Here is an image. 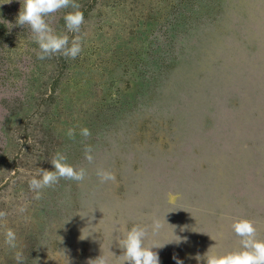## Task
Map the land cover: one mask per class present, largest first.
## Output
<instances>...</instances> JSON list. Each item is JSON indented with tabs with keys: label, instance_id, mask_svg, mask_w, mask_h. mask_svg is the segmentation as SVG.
I'll use <instances>...</instances> for the list:
<instances>
[{
	"label": "rangeland",
	"instance_id": "rangeland-1",
	"mask_svg": "<svg viewBox=\"0 0 264 264\" xmlns=\"http://www.w3.org/2000/svg\"><path fill=\"white\" fill-rule=\"evenodd\" d=\"M21 2L0 0V264L15 251L21 264H122L123 231L153 216L159 264L238 248L235 217L264 239V0H76L81 54L44 60L16 24ZM67 11L45 19L71 39ZM57 151L85 179L35 200L28 181Z\"/></svg>",
	"mask_w": 264,
	"mask_h": 264
},
{
	"label": "clouds",
	"instance_id": "clouds-1",
	"mask_svg": "<svg viewBox=\"0 0 264 264\" xmlns=\"http://www.w3.org/2000/svg\"><path fill=\"white\" fill-rule=\"evenodd\" d=\"M21 2V0H20ZM71 9L67 11L63 20L67 32L74 33L73 38L67 34L58 33L50 23L45 19L62 9ZM84 14L80 10V5L76 0H22L16 24L17 26H28L31 32V39L38 45L39 52L37 58L44 60L53 55L60 54L65 58L76 59L82 52L81 26L84 24ZM66 135L69 139H74L75 129H68ZM80 135L87 138L91 135L88 128L80 129ZM92 146L85 145V159L91 163L93 160ZM53 170L39 168L37 173L29 181V189L35 193L33 199L40 200L44 189L51 188L61 179L82 182L86 176V170L83 167H75L68 163L67 157L60 151H57L49 160ZM96 175L101 183L115 182V174L104 168H97ZM20 212L26 211L24 207L19 209ZM6 213L0 211V220L6 217ZM159 218L153 216L150 226L134 224L130 228H125L119 246L123 250L120 256L122 264L125 261L128 264H159V257L152 249L160 247L154 243H145L149 235V227L152 235L158 234L162 228ZM230 227L234 234L239 237V247L226 252H213L211 247L201 256L196 254L194 259H202L205 264H264V239L258 238L257 228L254 222L247 217H235L232 219ZM179 237H177V241ZM5 244L10 249H17L16 233L8 228L5 231ZM14 259L17 264H21L23 254L21 251L14 252ZM88 264H108L103 254ZM177 264H183L177 260Z\"/></svg>",
	"mask_w": 264,
	"mask_h": 264
}]
</instances>
